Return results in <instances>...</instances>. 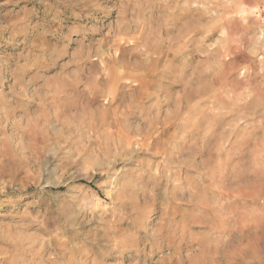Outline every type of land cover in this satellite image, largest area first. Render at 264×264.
Returning a JSON list of instances; mask_svg holds the SVG:
<instances>
[{"label": "rangeland", "instance_id": "obj_1", "mask_svg": "<svg viewBox=\"0 0 264 264\" xmlns=\"http://www.w3.org/2000/svg\"><path fill=\"white\" fill-rule=\"evenodd\" d=\"M0 264H264V0H0Z\"/></svg>", "mask_w": 264, "mask_h": 264}]
</instances>
